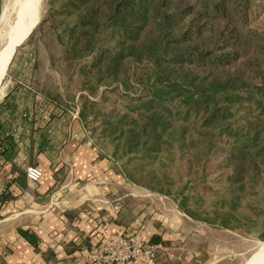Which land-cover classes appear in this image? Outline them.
Listing matches in <instances>:
<instances>
[{
	"label": "trees",
	"instance_id": "16d2710c",
	"mask_svg": "<svg viewBox=\"0 0 264 264\" xmlns=\"http://www.w3.org/2000/svg\"><path fill=\"white\" fill-rule=\"evenodd\" d=\"M262 12L264 0H48L28 38L43 54L0 102V170L26 187L17 127L30 135L39 98L55 116L76 110L127 182L194 223L264 240Z\"/></svg>",
	"mask_w": 264,
	"mask_h": 264
},
{
	"label": "crops",
	"instance_id": "0c3cea01",
	"mask_svg": "<svg viewBox=\"0 0 264 264\" xmlns=\"http://www.w3.org/2000/svg\"><path fill=\"white\" fill-rule=\"evenodd\" d=\"M29 110L33 131L29 135L17 127L26 136L18 144L15 163L24 171L37 167L42 177L38 183L25 177L23 188L10 183L16 174H10L9 165L0 170V200L2 195L13 197L0 205V264H94L93 249L101 240L132 233L150 244L156 239L167 250L157 264L238 260L241 253L215 240L213 233L238 235L195 227L172 201L135 187L112 162L98 158L76 110L55 116L53 107L39 98ZM19 230L37 238L36 249Z\"/></svg>",
	"mask_w": 264,
	"mask_h": 264
},
{
	"label": "rangeland",
	"instance_id": "374dc122",
	"mask_svg": "<svg viewBox=\"0 0 264 264\" xmlns=\"http://www.w3.org/2000/svg\"><path fill=\"white\" fill-rule=\"evenodd\" d=\"M20 0H2L1 4V14H0V50L4 46L2 35L7 32L9 26L13 24L16 18L18 4ZM48 0H42L40 5V20L39 23L43 20L46 10H47ZM38 23V24H39ZM254 26H264V12H262L259 16V19L255 21ZM37 27V26H36ZM35 27V28H36ZM34 28V29H35ZM33 29V30H34ZM30 37V36H29ZM28 37V38H29ZM25 39L15 51V54L8 66L4 79L0 85V101L3 96L15 85L19 83L20 85H24L29 83L33 66V55L35 53L43 54V50L37 40H33L28 42L29 39ZM38 38V37H37ZM13 77H16L14 79ZM14 79V80H13ZM15 81V82H14ZM3 88V89H2ZM2 90V91H1ZM74 111V110H72ZM195 227H203L206 226L210 231L218 230V231H226L212 228L203 224H193ZM231 233H235L240 238L237 237H227L221 236L219 232H214L213 237L215 240L226 241L228 245L232 244V250L235 252H240L241 255L237 258L234 264H245L249 258L257 251L259 245L264 242L261 238H259L258 234H251L249 236L241 235L237 232L228 231ZM161 261V254L157 260V262Z\"/></svg>",
	"mask_w": 264,
	"mask_h": 264
},
{
	"label": "built area",
	"instance_id": "2783aa9c",
	"mask_svg": "<svg viewBox=\"0 0 264 264\" xmlns=\"http://www.w3.org/2000/svg\"><path fill=\"white\" fill-rule=\"evenodd\" d=\"M28 182L38 183L41 171L35 166L25 170ZM168 254L159 244L145 242L139 233L111 235L101 240L93 249L94 264H157L160 254Z\"/></svg>",
	"mask_w": 264,
	"mask_h": 264
},
{
	"label": "bare ground",
	"instance_id": "6f19581e",
	"mask_svg": "<svg viewBox=\"0 0 264 264\" xmlns=\"http://www.w3.org/2000/svg\"><path fill=\"white\" fill-rule=\"evenodd\" d=\"M41 2L42 0H20L15 21L2 35L4 46L0 50V85L8 69L7 65L13 51L27 39L31 30L33 31L40 20ZM245 264H264V242L259 245L257 251Z\"/></svg>",
	"mask_w": 264,
	"mask_h": 264
},
{
	"label": "water",
	"instance_id": "95a60500",
	"mask_svg": "<svg viewBox=\"0 0 264 264\" xmlns=\"http://www.w3.org/2000/svg\"><path fill=\"white\" fill-rule=\"evenodd\" d=\"M38 23H39V22H38ZM38 23H37V25H38ZM37 25H36V26H37ZM36 26H35V27H36ZM31 33H32V30H31V32L29 33V36H30ZM29 36H28V37H29ZM28 37H27V38H28ZM15 51H16V49L13 51V54H12L11 60H12L14 54H15ZM11 60L9 61L8 65H7V68H8V66H9Z\"/></svg>",
	"mask_w": 264,
	"mask_h": 264
}]
</instances>
